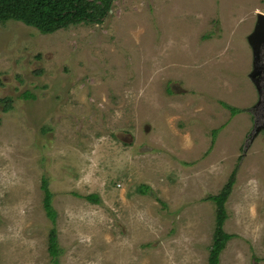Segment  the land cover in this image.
<instances>
[{"label": "rangeland", "instance_id": "1", "mask_svg": "<svg viewBox=\"0 0 264 264\" xmlns=\"http://www.w3.org/2000/svg\"><path fill=\"white\" fill-rule=\"evenodd\" d=\"M108 6L51 33L0 22V264H208L229 180L217 264H264V0Z\"/></svg>", "mask_w": 264, "mask_h": 264}, {"label": "trees", "instance_id": "2", "mask_svg": "<svg viewBox=\"0 0 264 264\" xmlns=\"http://www.w3.org/2000/svg\"><path fill=\"white\" fill-rule=\"evenodd\" d=\"M97 1L99 5H96ZM109 1L110 0H93L91 2L88 0H0V22L20 19L26 25H31L38 30L44 31V33H51L65 24L94 23L100 21L108 11ZM23 96H25V94ZM23 98L30 99L32 96L27 94V97ZM7 103L8 104L3 106V110H8L10 108V103ZM230 112L233 116L238 114L236 109H230ZM215 135L216 132L214 133V137ZM42 184L45 216L52 225H55L56 213L51 205L52 195L47 189V182L44 180ZM231 187L232 181L229 180L221 196L209 199L215 203L218 209L216 213L217 230L215 231L213 244L210 248L208 264H217L218 257L228 242L227 236L221 232V228L226 220L224 203ZM138 190L139 193L144 194L146 191H149V188L142 186ZM88 201L96 203L97 197L90 196ZM55 233V229L50 231L48 241V252L52 263H56L61 253L57 245Z\"/></svg>", "mask_w": 264, "mask_h": 264}, {"label": "water", "instance_id": "3", "mask_svg": "<svg viewBox=\"0 0 264 264\" xmlns=\"http://www.w3.org/2000/svg\"><path fill=\"white\" fill-rule=\"evenodd\" d=\"M248 42L252 48L255 62H258V60L263 59L262 65L260 66L256 65L254 67L255 70L254 74L255 76L256 75L260 76L261 74L263 75L260 78V80H262V84H263L261 88H264V14H257V21L253 33L248 37ZM256 83H257V79H256ZM258 89L260 90L259 87ZM261 104H263V109H264V96H263V103Z\"/></svg>", "mask_w": 264, "mask_h": 264}, {"label": "flooded vegetation", "instance_id": "4", "mask_svg": "<svg viewBox=\"0 0 264 264\" xmlns=\"http://www.w3.org/2000/svg\"><path fill=\"white\" fill-rule=\"evenodd\" d=\"M256 84V83H255ZM260 103H258V105H259ZM256 106L255 108H254V110H259L260 111V113L259 114H256V113H254V116H259V119L261 118L262 119V121H263V123H261L260 125H258V123H260L258 120L256 121V129L254 130V133H255V135L256 134H260V133H263L264 132V112H262L261 110H260V108H259V106ZM261 107H263V106H261ZM264 110V109H263ZM254 137V136H253Z\"/></svg>", "mask_w": 264, "mask_h": 264}]
</instances>
